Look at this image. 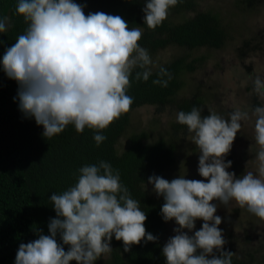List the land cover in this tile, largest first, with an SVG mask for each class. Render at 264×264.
<instances>
[{
  "label": "clouds",
  "instance_id": "clouds-1",
  "mask_svg": "<svg viewBox=\"0 0 264 264\" xmlns=\"http://www.w3.org/2000/svg\"><path fill=\"white\" fill-rule=\"evenodd\" d=\"M177 0H145L143 24L154 29L166 19ZM74 0H17L15 12L27 27L5 49L2 68L19 85V109L26 118L43 126V137L51 139L74 125L77 132L97 130V145L106 140L100 134L115 119L129 111L133 98L127 94L135 69L137 80L147 81L153 74L149 52L138 43L140 27L130 28L119 15L90 12ZM8 16L0 17V33L10 27ZM0 41V44H3ZM153 84L167 87L172 75L161 67ZM167 77V79H165ZM253 92L264 99V78L252 80ZM202 109L179 111L177 121L187 126L199 148L198 173L203 179L178 176L171 181L152 175L148 184L163 197L161 215L178 227L162 248L166 264H232L231 251L216 215L217 204L235 201L241 208L264 220V104L251 111L239 108L227 118L215 111L202 116ZM255 119V142L259 146L258 175L252 171L237 178L227 171L230 152L241 122ZM74 186L49 200L55 218H50L48 233L38 230V238L21 243L15 264H95L101 255L113 250V236L123 241L124 251L142 240L155 242L146 232L147 215L120 181L110 163L85 165ZM203 224L194 234L195 222ZM187 229V231H184ZM59 241L58 242V238ZM67 246V250L65 249Z\"/></svg>",
  "mask_w": 264,
  "mask_h": 264
},
{
  "label": "trees",
  "instance_id": "trees-1",
  "mask_svg": "<svg viewBox=\"0 0 264 264\" xmlns=\"http://www.w3.org/2000/svg\"><path fill=\"white\" fill-rule=\"evenodd\" d=\"M180 0L175 6L180 7ZM192 1V0H189ZM84 5V12H104L119 15L130 28L140 27L142 38L138 42L149 55L171 45L194 49L198 47L221 48L228 40V31L217 15L201 12L182 22L166 17L154 29L143 24L145 0H74ZM17 0H0V17L10 18L7 32L0 33V61L5 49L10 47L27 27L22 16L16 14ZM176 7V9H178ZM184 8L192 9L187 3ZM264 35V30L260 31ZM264 50V46H256ZM163 67L171 73L167 87L153 84L159 69ZM152 70L147 81L137 80L135 69L130 77L127 94L133 98L128 112L115 119L100 134L106 136L97 145L93 137L97 130L85 128L77 132L74 125L47 139L43 137V126H38L34 118H26L19 109L17 98L19 85L9 79L0 64V264H15L16 253L21 243L38 238V230L48 233L50 218H55L54 206L49 200L55 192L62 193L77 182L78 170L85 165L110 163L118 170L121 183L127 187L131 197L140 202L141 210L147 215V233L157 237L155 242L146 239L132 245L125 252L123 241L113 236L109 264H166L162 254L165 245L167 226L161 215L163 197L150 192L148 177L152 175L165 178L168 169L176 159V147L164 141L147 142L145 134L136 133L130 137L129 145L121 150L118 142L128 129L131 113L145 105L162 108L173 101L183 86L184 70L193 71L196 66L185 56ZM167 79V77H165ZM182 105V111L189 112L199 106V100ZM187 126L178 123L177 129ZM58 242L59 237L57 238ZM67 250V246H65ZM226 251H231L228 249ZM75 264V262H71ZM232 264H263L255 259L232 256Z\"/></svg>",
  "mask_w": 264,
  "mask_h": 264
},
{
  "label": "rangeland",
  "instance_id": "rangeland-1",
  "mask_svg": "<svg viewBox=\"0 0 264 264\" xmlns=\"http://www.w3.org/2000/svg\"><path fill=\"white\" fill-rule=\"evenodd\" d=\"M180 7L171 6L167 17L175 22L193 17L201 12L217 15L228 31L229 38L221 48L208 46L189 49L171 45L150 55L152 70L167 65L179 57L185 56L193 62L196 69L184 70L183 86L172 102L162 108L145 105L131 113L128 129L120 138L118 145L121 150L130 143V137L136 133L145 134L147 142L164 141L176 147V159L168 169L165 179L171 181L178 176L185 179L201 180L198 173L199 148L192 140V133L186 128L178 130L177 113L182 105L199 100L198 108L202 116L215 111L227 118L228 113L239 108L251 111L252 107L264 104V99L253 92L252 80L257 75L264 78V50H256V46H264V0H180ZM191 3L192 9L183 5ZM176 7L178 9H176ZM242 127L236 134L230 152L224 157L225 162L231 161L227 169L236 177L252 171L258 175L260 161L256 158L259 146L255 142V119L241 122ZM150 192L158 197L153 186ZM217 204L216 215L222 218L219 228L223 232L226 244L224 250L231 249L234 255L251 258L264 264V220L250 213L246 207L241 208L234 200L227 206ZM203 224L195 222L194 234ZM178 227L173 220L167 226L165 244L176 233ZM184 231H187L185 229ZM110 255H101L95 264H109Z\"/></svg>",
  "mask_w": 264,
  "mask_h": 264
},
{
  "label": "flooded vegetation",
  "instance_id": "flooded-vegetation-1",
  "mask_svg": "<svg viewBox=\"0 0 264 264\" xmlns=\"http://www.w3.org/2000/svg\"><path fill=\"white\" fill-rule=\"evenodd\" d=\"M248 111V110H247Z\"/></svg>",
  "mask_w": 264,
  "mask_h": 264
}]
</instances>
